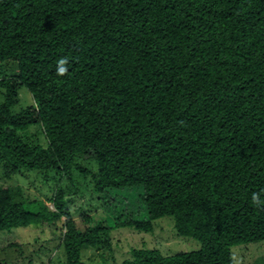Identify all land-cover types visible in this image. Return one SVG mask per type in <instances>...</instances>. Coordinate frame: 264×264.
Listing matches in <instances>:
<instances>
[{
	"label": "trees",
	"instance_id": "obj_1",
	"mask_svg": "<svg viewBox=\"0 0 264 264\" xmlns=\"http://www.w3.org/2000/svg\"><path fill=\"white\" fill-rule=\"evenodd\" d=\"M9 67L3 176L59 172L74 184L78 173L99 199L141 188L146 214L81 229L61 185L54 210L0 188V233L63 222L67 264H236L233 247L264 241V0H0ZM22 88L33 103L16 112ZM34 126L44 143L29 138ZM89 154L94 169L79 162ZM167 217L201 248L134 247L119 261L115 229L152 233Z\"/></svg>",
	"mask_w": 264,
	"mask_h": 264
},
{
	"label": "rangeland",
	"instance_id": "obj_2",
	"mask_svg": "<svg viewBox=\"0 0 264 264\" xmlns=\"http://www.w3.org/2000/svg\"><path fill=\"white\" fill-rule=\"evenodd\" d=\"M13 72L11 67L4 72L0 70V78L6 74L12 75ZM32 103L30 91L22 88L21 101L16 112ZM28 133L30 139L45 142L40 126L31 127ZM89 155L80 158L79 162L94 169L96 162H91L93 154ZM59 185L63 187L65 196L70 198L75 220L81 229L102 221L113 227L140 220L146 214L141 188L107 190L99 199L94 194L93 187L78 173L74 184L67 175L59 172H21L6 179L0 165V188L13 189L14 200L17 202L24 201L29 204L28 201H41L54 210L52 198ZM77 189L81 194L76 193ZM87 214L92 218L90 223L84 218ZM174 229V222L170 217L157 221L152 233L139 232L129 227L115 229L112 234V248L119 261L129 258L134 247L157 248L166 255L201 248L199 240L180 237ZM63 231V222H58L45 223L39 228L29 227L16 229L11 233H0V264H67L61 244ZM232 252L236 264H264V241L237 245L232 248ZM97 254L90 251L88 258L97 260Z\"/></svg>",
	"mask_w": 264,
	"mask_h": 264
},
{
	"label": "clouds",
	"instance_id": "obj_3",
	"mask_svg": "<svg viewBox=\"0 0 264 264\" xmlns=\"http://www.w3.org/2000/svg\"><path fill=\"white\" fill-rule=\"evenodd\" d=\"M66 64V59L65 58H61L59 61H58V68H57V71L60 73V74H63L67 69L64 67V65Z\"/></svg>",
	"mask_w": 264,
	"mask_h": 264
}]
</instances>
